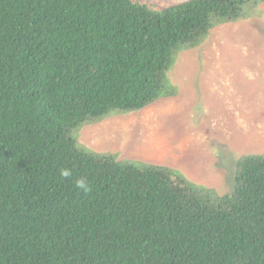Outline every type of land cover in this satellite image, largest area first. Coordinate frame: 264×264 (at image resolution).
Listing matches in <instances>:
<instances>
[{"label":"trees","instance_id":"trees-1","mask_svg":"<svg viewBox=\"0 0 264 264\" xmlns=\"http://www.w3.org/2000/svg\"><path fill=\"white\" fill-rule=\"evenodd\" d=\"M262 4L0 0V264H264V154L220 195L78 140L176 97L179 54Z\"/></svg>","mask_w":264,"mask_h":264},{"label":"rangeland","instance_id":"rangeland-1","mask_svg":"<svg viewBox=\"0 0 264 264\" xmlns=\"http://www.w3.org/2000/svg\"><path fill=\"white\" fill-rule=\"evenodd\" d=\"M163 8L185 0H137ZM178 95L84 127L80 144L119 161L164 165L220 195L237 161L264 154V4L183 51L170 72Z\"/></svg>","mask_w":264,"mask_h":264},{"label":"clouds","instance_id":"clouds-1","mask_svg":"<svg viewBox=\"0 0 264 264\" xmlns=\"http://www.w3.org/2000/svg\"><path fill=\"white\" fill-rule=\"evenodd\" d=\"M82 186V185H81Z\"/></svg>","mask_w":264,"mask_h":264}]
</instances>
